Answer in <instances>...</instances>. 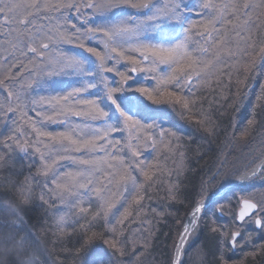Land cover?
Instances as JSON below:
<instances>
[{
    "label": "trees",
    "instance_id": "obj_1",
    "mask_svg": "<svg viewBox=\"0 0 264 264\" xmlns=\"http://www.w3.org/2000/svg\"><path fill=\"white\" fill-rule=\"evenodd\" d=\"M76 2L79 3V0ZM182 2L194 5L191 13H186L193 21L199 22L207 15V10L200 8L203 0H182ZM233 2L240 6L241 11H247L243 8V4L251 3L253 0H233ZM255 2L260 3L261 0ZM84 11H87V8L82 7L81 12H77L74 8L61 9L59 12L42 11L39 13L38 23L47 27L59 24L61 31L67 29L71 32L73 30L71 24L84 27V16L91 13L86 14L83 13ZM2 17L0 16V63L2 61L15 63L17 66L12 69L13 73L15 74L17 70H23L24 73L20 72V75L11 82L5 81L7 87L0 85V155L4 157L0 161V264H171L184 222L204 196L207 180L215 183L216 179L221 178V174L215 176L217 169L222 170L224 166L231 167L233 160L245 161L251 166L256 160L264 157V59H261L264 56V6L252 12L253 23L248 33L251 47H248V54L237 58L222 53L223 62L215 64L209 74H202L199 78L193 77L190 99L195 102V106L190 105V110L183 116L179 107L173 108L165 103L154 104L145 95L136 91L142 86L150 90L154 89L157 82L152 78L153 74L129 73L132 79L124 87L131 90L123 95L143 98L142 105L147 106L136 116L145 125L142 130L144 136L138 142L142 150L139 159L152 163L151 171L155 174L152 181H146L139 169H132V174L137 180V190L144 197L139 205L133 203L135 193L131 191V185L125 188L113 182L109 194L112 195V190L115 193L119 211L114 209L115 215L110 213L107 219L103 216L96 217L98 209L95 197L91 198V207L88 203L89 196L83 197L82 206L89 208L87 213H79L78 209L60 203L55 193L49 191L55 187L52 184V175L46 177L42 174V161L39 153L35 152L37 138L31 132L30 125L21 120L19 110L7 111L9 107L20 104L28 117L36 120L38 118L32 111L31 100L47 93L36 88L35 84L32 87L37 92L24 86L32 79L29 75V79L27 77L25 82L24 74L29 72L31 64L28 62L33 59L34 54L21 55L20 51L11 49L5 51L8 45L4 33L11 31L17 25L5 23ZM64 17H67L70 23H66ZM176 31H180L178 24ZM233 39L238 38L233 37ZM232 46L234 48L235 44ZM241 46L247 47V45ZM54 47L70 55L80 53L91 56L71 44L60 43ZM98 50L103 51L102 46ZM208 58H211V54ZM20 61L28 67L23 68ZM112 63L109 62L107 66L111 67ZM127 66V62H121L117 67L120 71H125ZM163 69V65L159 66L160 71ZM3 74V70L0 69V77ZM103 75L108 78L110 87L120 86V77L115 72H105ZM52 79L62 82L65 88L70 85L76 86V77L72 75L65 74ZM103 88L104 85L99 83L97 77V87L91 92L102 94ZM174 90L171 86L167 89V91ZM8 91L18 92L20 99L17 100L15 96L9 97ZM120 95L119 92L114 94V96ZM72 119L75 123L82 122L80 117ZM153 124L157 127H147ZM161 129L166 133L163 144L160 137ZM47 130H62V126L50 124ZM149 133L157 140L158 146L155 151L151 148H143ZM9 136L13 139L7 141L10 148H5L3 143ZM112 138L120 140L121 145H125L130 139L128 130L121 125L112 133ZM17 140L26 147L24 155L21 154V147L17 143V147L13 146V142ZM254 141L255 145L252 146L251 143ZM163 145L169 147L165 148ZM121 154L124 155L126 162L133 159L126 148ZM97 155L102 156L103 153ZM224 156H226L225 160ZM157 168L161 170L156 171ZM74 170L75 166L69 161H61L58 165V173L61 175ZM258 177L247 187L231 191L224 196V199H233L237 204V192L245 189L255 193L260 190V196L264 197V180L256 183ZM215 186L217 184L212 186L214 187L212 191L216 190ZM260 196L258 200L261 199ZM41 197L44 199L41 200ZM125 208H128L132 215L120 223V213ZM216 209L214 206L206 209L201 220L204 229L215 228L218 222L220 223L221 217L216 213ZM60 216H64L63 224L57 223ZM226 217L230 220L224 219V229L219 226L221 228L217 233L208 231L203 240L201 236L197 243L199 247L193 243L188 245L187 250L190 255H185L184 252L185 264H194L197 251L202 258L199 264H224V260L226 264L264 262V248L257 249L258 247L253 248L255 253L250 249L248 252L251 253L248 255L243 253L241 259L237 261L233 258L219 259L220 250L224 253V258L230 256L228 251L232 255H238V251L232 253L228 241H226V254L225 250L223 251L225 244L215 236H220L219 232L223 231L224 235L229 236L233 230L232 220L235 216L228 214ZM111 228H115L116 236L124 241L126 249L124 256L118 253L113 255L115 250L104 243V240L113 235L109 232ZM251 229L255 231L254 235L260 234L264 239V227L262 231L255 227ZM174 233L177 235L175 242L170 241L173 240L171 236ZM8 236L11 239L5 243L3 238ZM170 243L171 247H169ZM200 243H203L202 247ZM261 258L263 261L260 260Z\"/></svg>",
    "mask_w": 264,
    "mask_h": 264
},
{
    "label": "snow or ice",
    "instance_id": "obj_2",
    "mask_svg": "<svg viewBox=\"0 0 264 264\" xmlns=\"http://www.w3.org/2000/svg\"><path fill=\"white\" fill-rule=\"evenodd\" d=\"M261 6H264V0L260 3L253 0L243 4L247 11H241L233 0H203L200 8L207 10V15L197 22L186 14L191 13L194 5L183 3L182 0H82V3H77L76 0H0V16H3L5 23L17 25L4 33L8 45L5 51L11 49L20 51L21 55L34 54L28 63L33 65L35 72L24 86L32 88L35 84L47 93L31 100L32 111L38 118L36 120L28 117L20 104L9 107L7 111L19 110L21 120L30 125L31 132L37 138L35 152L39 153L42 161V174L46 177L52 175L55 187L49 191L55 193L60 203L78 209L79 213H87L89 208L82 206L83 197L89 196V207L92 204L91 198L95 197L98 209L96 217L103 216L107 219L110 213L115 215L114 209L119 211L115 194H109V189L115 182L125 188L131 185V191L135 193L133 203L139 205L144 197L137 190V180L132 169H139L146 181H152L155 173L151 171L152 163L139 159L142 150L138 142L144 136L142 130L145 125L136 116L147 106L140 104L138 98L123 95L131 90L124 87L132 79L129 73L153 74L156 87L150 90L142 86L136 91L155 104L165 103L173 108L179 107L183 116L190 110V105L195 106V102L190 99L193 77L209 74L215 64L223 62L222 53L237 58L248 54V47H251L248 33L253 23L252 12ZM82 7L92 10L91 16H84L83 28L71 24L73 30L69 32L67 29L61 31L59 24L47 27L38 23L39 13L42 11L59 12L61 9L74 8L81 12ZM97 16L100 18L99 22L95 19ZM64 19L66 23H70L67 17ZM177 24L179 32L176 31ZM233 37L238 39L234 40ZM60 43L75 45L91 56L80 53L70 55L54 47ZM101 46L103 51L98 50ZM210 54L211 58H208ZM109 62H113L111 67L107 66ZM121 62H127L125 71H120L117 67ZM20 64L25 69L28 67L22 61ZM161 65L164 66L162 71L159 70ZM16 66L11 62L0 63V69L4 72L0 77V85L7 87L5 81L11 82L20 75L12 71ZM105 72H115L120 77L121 84L118 88L109 86L108 78L103 75ZM65 74L76 77V86L65 88L62 82L52 79ZM97 77L99 83L104 85L102 94L91 92L97 87ZM169 86L175 90L167 91ZM117 92L121 95L114 96ZM8 96L20 99L18 92L8 91ZM73 117L82 118V122L75 123ZM121 123L130 137L125 145L112 138V133L120 128ZM50 124H59L62 130L49 131L47 127ZM165 134L161 129V144ZM12 139L11 136L7 137L3 146L10 148L7 141ZM16 143L23 150L20 141L17 140ZM157 146L156 138L149 133L143 148L155 151ZM124 148L133 158L129 162L121 154ZM3 159V155H0V161ZM61 161L71 162L75 170L59 174L58 165ZM257 172L264 175V161L252 175H257ZM203 208L204 204L200 202L194 208L190 224L183 230L171 264H185L181 251L184 249L185 255H190L185 244L197 225V214ZM257 209L264 212V205L245 199L239 220L244 221L246 216ZM131 215L128 208H125L120 213L119 222L123 223ZM63 222L64 216H60L57 223ZM255 223L258 227H264L260 219H256ZM109 232L113 235L104 240V243L115 250L113 255L118 253L124 256V241L116 236L115 228L109 229ZM237 236L239 232L232 234L230 244L233 248L236 246ZM3 239L7 243L11 237ZM221 259L224 260L223 256Z\"/></svg>",
    "mask_w": 264,
    "mask_h": 264
},
{
    "label": "rangeland",
    "instance_id": "obj_3",
    "mask_svg": "<svg viewBox=\"0 0 264 264\" xmlns=\"http://www.w3.org/2000/svg\"><path fill=\"white\" fill-rule=\"evenodd\" d=\"M79 3H82V0H79ZM83 13H86V14L90 13L89 15L91 16L92 10L91 9H87V11H84ZM89 15H87V16H89ZM95 18H96V20L100 19L98 16L95 17ZM48 25H49V23H48ZM30 54L33 55L32 53H30ZM2 63H4V62L2 61ZM28 71H29L28 73L24 74V76H26V78L24 79L25 82L27 80V77L29 79V77H30L29 75H31V77L33 78V73L35 72V68L33 67L32 64H31V66H29ZM20 72L24 73L23 70L15 71V73H20ZM72 80H73V78H72ZM32 91L33 92H37V91H35V88H33V87H32ZM131 97L138 98L140 104H143V102H144L143 98L140 99V97H138L136 95L135 96H131ZM109 115L111 116L112 113H109ZM74 118H77V117H74ZM121 126H123L122 123H121ZM263 138H264V136H263ZM251 144H252V146H254L255 145V141L253 143H251ZM13 146H16V141L13 142ZM20 151H22L21 154L24 155V153L26 152V147L23 146V150L21 149ZM225 158H226V156H224V160H225ZM263 158L264 157H262L261 159L259 158L251 166H248V164H247L248 162L241 161V160L236 162L235 160L232 159L233 160V165L231 167L230 166H226V167L224 166L222 170L217 169V171L215 172V176L221 174V178L222 179L221 178L220 179H216L215 183H211L210 180H207V184L205 185L204 196L202 197V199L199 202L201 203L202 201H204L209 196H212L216 191H218L220 189H223L226 186H228L229 184H231L234 181H236L243 173H247L248 171H250L251 169L256 167ZM232 160H231V162H232ZM260 174L261 173H259L255 178L250 180L248 183L243 184V185H241V186H239V187H237L235 189H238V188L241 189V188L247 187L249 185V183L251 181L255 180L258 176H259L258 179H257L258 182H256V183L262 182L264 180V177L261 176ZM215 184H217V186H215L216 190L212 191L213 188H214V187L212 188V186L215 185ZM235 189H233V190H235ZM113 193L114 192L112 190L111 194H113ZM253 193H255V192H252V191H250L248 189L241 190V191L237 192V195H236L237 201H238L237 204L234 202L233 199H224V196H227L229 193H227V194L223 195L222 197H220L217 202L209 204L207 208H209L210 206H214L215 209L217 208L216 209L217 210L216 213H218L219 217H221L220 223L218 222V224H217L218 226H215V228L213 227V228L208 229V230L203 228V225L201 224V220H202V217L204 216V214L206 212V209H207L206 208L204 210L203 214L200 215V218L198 219L197 225H196L195 229L193 230L192 234L190 235V238L187 241L185 249H187L188 245H190L192 243L195 244V245H198L197 243H199L198 241H199L200 237L202 236V240H203L204 236L207 235L208 231H211L212 229H217V231H215V233H217L218 230L221 228L219 226H222V228L224 229V219H226V220L229 219V218L226 217V216H228V214L235 216V218L233 219L234 221L232 220V222H233L232 226H234L233 230L230 232L229 236L228 235H224L225 234V233H223L224 231L222 233L219 232L220 236H217V235H215V236L219 237L221 242L223 244H225L223 251L225 250L226 254H227L226 241H228V244H229V246L231 248L230 250H232V253L238 251V255H234V254L232 255L228 251L230 256L224 258V253L220 250V255H218L219 259H221V256H223L224 259L231 260L233 258V259H236L235 261H237V260L241 259L243 253L248 255L249 253L254 252L255 250H253V248L256 249L258 247L257 249H260V248L263 249L264 248V241H263L264 239H263V237H261L260 234L258 236L254 235L253 233L255 231L253 229H251V228L255 227L257 230H259V231L261 230L262 231L263 227H258L256 225V223H255V220L256 219H260L262 221V224H264V212H261L259 209H257L256 211H254L253 213H251L247 217H245L244 221H240V222L238 221V211L241 208L240 203H241L242 200L248 199L251 202L257 203L258 205H264V197L260 196V194H261L260 190H258L257 193H255L256 196ZM259 196L261 197L260 200H258ZM234 199H236V198H234ZM193 211H194V209L192 210V212ZM224 215H225V217H224ZM91 217H93V216H91ZM187 220H188V218L184 222L183 228L181 230L182 232L180 233V236H179L178 241L176 243L177 245L180 243V238H181V235L183 233V229H184V227H185V225L187 223ZM176 223L177 224L179 223L178 220L176 221ZM117 230H119V229L117 228ZM235 232H239V236L236 237V246L233 248L231 246L230 242H231V239H232V234L235 233ZM263 234H264V231H263ZM176 236L177 235L174 233V235L171 236L172 238L170 237L173 240H170V241L175 242L174 240H176ZM226 237H227V240H226ZM87 240H89V238H87ZM171 243H170L169 247H171V245H172ZM202 244L203 243H200V247H202ZM177 245H176V247H177ZM198 247H199V245H198ZM250 249L253 250V251L248 252ZM239 253H240V255H239ZM195 256H196V258H195V260L193 262H194V264H199V262H200V260L202 258H201V255L199 254L198 251H197ZM183 258H184V254L182 256V259ZM260 260L263 261V258H261ZM255 264H264V262H262V263L256 262Z\"/></svg>",
    "mask_w": 264,
    "mask_h": 264
},
{
    "label": "water",
    "instance_id": "obj_4",
    "mask_svg": "<svg viewBox=\"0 0 264 264\" xmlns=\"http://www.w3.org/2000/svg\"><path fill=\"white\" fill-rule=\"evenodd\" d=\"M264 161V158L259 162V164L254 167L253 169H251L250 171H248L247 173H243L236 181H234L233 183L229 184L228 186H226L225 188L223 189H220L218 191H216L212 196H209L208 198H206L204 201H202L201 203L204 204V208L202 209V212H201V215L203 214L204 210L208 207L209 204L211 203H215L218 201V199L220 197H222L223 195L227 194V193H230V191H232L233 189L243 185V184H246L248 183L250 180H252L253 178H255L259 172H257V175L253 176L252 175V172L255 171L258 166L260 165V163ZM243 201H241L240 205H241V208L243 207ZM241 208L239 209L238 211V217H239V213H240V210ZM256 211V210H255ZM193 213V212H192ZM192 213L190 214V216L188 217V220H187V223L186 225L188 224V221L192 215ZM251 214V213H250ZM247 217V216H246ZM238 221L240 222L239 218H238ZM185 225V226H186ZM185 228V227H184ZM184 230V229H183Z\"/></svg>",
    "mask_w": 264,
    "mask_h": 264
},
{
    "label": "bare ground",
    "instance_id": "obj_5",
    "mask_svg": "<svg viewBox=\"0 0 264 264\" xmlns=\"http://www.w3.org/2000/svg\"><path fill=\"white\" fill-rule=\"evenodd\" d=\"M201 212H202V211H201ZM201 212L197 214V222H198V219L200 218ZM191 217H192V215H191ZM191 217H190V219H189V221H188V224H190ZM188 224H187V225H188ZM192 232H193V230L191 231V234H192ZM191 234H190V235H191ZM189 238H190V236L187 238V241H188ZM187 241H186V244H187ZM186 244H185V247H186ZM183 254H184V249H182V251H181V256H183Z\"/></svg>",
    "mask_w": 264,
    "mask_h": 264
}]
</instances>
